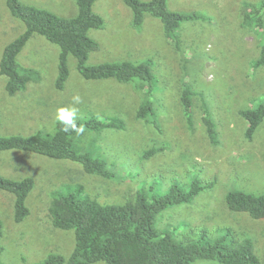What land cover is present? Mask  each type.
Segmentation results:
<instances>
[{"label": "rangeland", "instance_id": "rangeland-1", "mask_svg": "<svg viewBox=\"0 0 264 264\" xmlns=\"http://www.w3.org/2000/svg\"><path fill=\"white\" fill-rule=\"evenodd\" d=\"M19 1L62 17L76 13L75 0ZM167 8L191 16L177 30L184 53L174 51L156 17L145 14L142 24L132 27L131 11L123 0H95L92 7L103 17L104 25L89 30L99 48L89 54L86 64L147 62L153 73L149 98L153 104L146 118H135L144 99V90L134 87L137 80H86L71 56L64 87L56 89L59 48L40 35L31 36L16 58L20 71L39 79L9 95L4 87L6 78L0 75V135L52 134L60 107H75L79 120L114 117L123 123L121 128L103 129L96 137L89 132L88 139L80 143L92 156L106 161L111 172L108 180L84 172L67 159L0 150L1 175L34 179L25 200L29 213L18 223L13 221L12 194L0 190L2 263H41L50 253L68 257L74 246L72 231L52 226L48 215L54 196L84 186L81 195L114 204L125 201L128 193L134 194L141 185L147 189L151 182H158L155 189L164 192L171 183L188 184L194 177L212 185L190 203L162 210L156 226L162 229L185 223L210 230L215 225L230 226L239 236L251 238L254 254L264 264V219L232 212L224 203L227 191L264 192V120L252 139L246 140L247 122L238 113L264 102V67L251 65L261 42L240 26V0H167ZM23 29V23L8 12L5 0H0V57L4 46ZM186 87L197 94L193 97L194 131L187 128L179 101L181 89ZM76 94L82 98L79 104L72 99ZM199 98L216 123L217 146H212L205 134ZM152 146L163 149L148 158L144 151ZM192 264L218 263L199 260Z\"/></svg>", "mask_w": 264, "mask_h": 264}, {"label": "trees", "instance_id": "trees-1", "mask_svg": "<svg viewBox=\"0 0 264 264\" xmlns=\"http://www.w3.org/2000/svg\"><path fill=\"white\" fill-rule=\"evenodd\" d=\"M95 0H75L76 13L70 17L58 14L19 0H5V5L13 17L19 19L23 31L9 41L0 57V75L5 80L7 94L13 95L23 90L31 77L22 72L16 60L18 53L33 35L43 36L59 48L57 75L54 87L63 89L69 76L67 59H75L76 69L86 80L112 78L119 83L137 80L135 88L144 90V99L139 103L135 118H146L151 112L153 73L147 62L134 64L130 61H103L87 65L89 54L99 48L98 42L89 35V30L100 29L104 25L101 15L92 9ZM131 11V26L142 24L145 14L159 19L163 35L174 51L182 50L184 45L177 30L185 19L191 16L167 8V0H123ZM240 26L257 36L258 53L252 61L253 68L264 67V0H240ZM177 55V54H176ZM184 67V66H183ZM147 89H146V88ZM149 88V89H148ZM196 92L188 87L181 89L179 101L187 128L194 131L193 97ZM199 96V95H198ZM200 118L209 143H220L216 123L210 117L204 100L200 99ZM246 120L244 138L251 140L257 127L264 120V102L255 107L238 111ZM84 126V132H64L59 121L55 123L52 134L41 131L31 135H0V150H19L35 153L54 159H67L77 163L84 172L108 180L111 172L104 159L92 156L89 149H83L81 142L88 139V133L95 137L105 128H121L123 123L117 118L111 120L92 117L77 119ZM161 130V129H159ZM92 138L94 141L96 138ZM163 147L152 146L144 151L148 158L161 151ZM150 183L134 194L128 193L121 203H101L96 197L83 194L78 186L65 194L54 196L48 206L52 226L72 231L74 246L65 258L58 253H50L41 263L35 264H92L102 261L105 264H192L199 260L214 261L218 264H262L253 251L250 237H241L230 226L215 225L206 227L187 226L176 223L160 229L156 226L157 215L167 207L190 203L200 191L212 183L202 184L192 177L188 184H173L164 192L155 189ZM34 187V179L24 176L19 179L0 174V190L13 196V221L18 223L28 215L25 203L27 195ZM129 191V190H128ZM127 194V193H126ZM224 203L232 212H244L252 219H264V192L261 194L231 190L224 194ZM181 226L184 228L181 229ZM188 227V228H187ZM2 221L0 219V241ZM3 247L0 242V255ZM0 264H4L0 260Z\"/></svg>", "mask_w": 264, "mask_h": 264}, {"label": "clouds", "instance_id": "clouds-1", "mask_svg": "<svg viewBox=\"0 0 264 264\" xmlns=\"http://www.w3.org/2000/svg\"><path fill=\"white\" fill-rule=\"evenodd\" d=\"M72 99L74 104H79L82 102V98L79 94L74 95ZM76 113L77 109L75 107H60L57 109L56 119L62 125V130L64 132H75L77 135H80L84 132V126L77 124Z\"/></svg>", "mask_w": 264, "mask_h": 264}]
</instances>
